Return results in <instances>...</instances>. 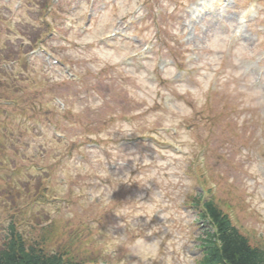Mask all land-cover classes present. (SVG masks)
Instances as JSON below:
<instances>
[{
    "label": "rangeland",
    "instance_id": "obj_1",
    "mask_svg": "<svg viewBox=\"0 0 264 264\" xmlns=\"http://www.w3.org/2000/svg\"><path fill=\"white\" fill-rule=\"evenodd\" d=\"M234 1L224 9H213L211 0H95L93 5L90 0H62L59 12L48 18L55 36L42 44L50 61L41 53L31 57L25 72L17 66L14 77L0 84V104L9 101L3 96L15 98L20 88L45 92V85L57 86L75 113L61 123L69 129L66 143H77L72 152L62 150L64 142L55 139L47 121L31 136L32 121L7 116L0 107V231L7 232L13 221L10 214L15 213L23 217L17 221L31 243L52 238L50 251L55 252L58 243L67 247L71 243L67 249L73 252L78 239L75 228L83 230L90 221L108 236L101 242H130L126 249L132 254L120 264L136 260L155 264L151 259L173 264L176 257L179 264H196L202 232L197 215L177 207L184 198L199 194V153L204 149L202 178L213 188L214 199L224 210L229 208L234 223L253 240L264 236V0H236L237 6ZM249 6L254 16L240 27L237 17ZM90 8L94 15L83 33L79 26L88 22ZM12 14L10 21L18 22L27 13L13 9ZM128 21L132 24L123 32L125 38L105 39ZM237 30L241 37L234 38ZM37 31L24 26L6 30L15 46L0 49V57L20 55L25 50L21 42L27 46L43 38V32L32 38ZM14 34L24 36L18 42ZM145 47L148 50L140 54ZM53 59L60 64L53 65ZM68 73L77 80L71 81ZM63 80L68 84L61 86ZM40 98L45 100L46 95ZM7 126L14 131L23 128L20 137H25L26 147L12 133L2 131ZM134 135L149 139L136 148L122 140L115 146L129 149L124 152L112 142L104 145L106 140ZM93 139L101 140L94 143L100 147L91 146ZM164 143L175 145L174 154L161 150L159 144ZM116 158L147 166L137 174L132 165L131 171L118 175L121 163ZM10 164L20 185L11 193L7 191L11 185L5 190L3 183ZM44 178V183H51L49 195L64 199L59 205L34 200V186ZM47 201L54 202L52 197ZM103 207L113 214L101 221ZM32 213L43 221L33 225L38 220ZM72 229L73 234L66 236ZM176 232L179 239H167ZM112 254L115 257L108 260L98 256L97 262L115 264L118 253ZM93 259L89 255V264H95Z\"/></svg>",
    "mask_w": 264,
    "mask_h": 264
},
{
    "label": "trees",
    "instance_id": "obj_2",
    "mask_svg": "<svg viewBox=\"0 0 264 264\" xmlns=\"http://www.w3.org/2000/svg\"><path fill=\"white\" fill-rule=\"evenodd\" d=\"M202 210L201 219L208 225L199 264H264V249L253 246L213 200L206 201ZM64 257L48 254L44 247L27 246L20 235H14L0 250V264H78Z\"/></svg>",
    "mask_w": 264,
    "mask_h": 264
}]
</instances>
